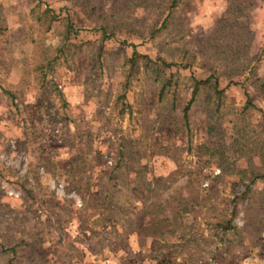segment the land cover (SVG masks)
Wrapping results in <instances>:
<instances>
[{
  "label": "rangeland",
  "instance_id": "rangeland-1",
  "mask_svg": "<svg viewBox=\"0 0 264 264\" xmlns=\"http://www.w3.org/2000/svg\"><path fill=\"white\" fill-rule=\"evenodd\" d=\"M169 1L0 0V264H264V0Z\"/></svg>",
  "mask_w": 264,
  "mask_h": 264
},
{
  "label": "trees",
  "instance_id": "trees-1",
  "mask_svg": "<svg viewBox=\"0 0 264 264\" xmlns=\"http://www.w3.org/2000/svg\"><path fill=\"white\" fill-rule=\"evenodd\" d=\"M176 1H177V0H170L169 3H168V9L172 8V7L175 5ZM91 11H95V6H91ZM164 22H165V18H163V19L161 20V24H164ZM98 28H99L101 34L104 36L105 31H106V29H107V25H106V24H101V25H99ZM65 32H66L65 36H67L70 32H77V29H74V28H73L71 22H70L68 19H66ZM111 33H112V31H110L109 34H111ZM131 53H132V57H131L130 61H133L134 57L137 56L138 54L136 53V51L134 50V48H132ZM166 82H167V81H165V83L162 85V87H161V89H160V91H159V95L162 94V92H163V90H164V86L166 85ZM205 82H207V79H203V80H195V81H194V86H193V89H192V94H193V92L196 90V88H197V86H198L199 84H204ZM260 86L263 88V87H264V83H260ZM261 87H260V88H261ZM189 100H190V99H189ZM189 100L187 101V103L185 104V106H184V108H183V112H184V114H185V112H186V110H187V108H188V102H189ZM161 180H162L161 177H153L152 179H150V181H148V182L146 183V185H148L149 188H151V185L157 187L158 184H156V183H157L158 181H161ZM152 189H153V188H152ZM152 189H149V190H152Z\"/></svg>",
  "mask_w": 264,
  "mask_h": 264
}]
</instances>
